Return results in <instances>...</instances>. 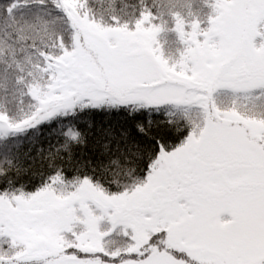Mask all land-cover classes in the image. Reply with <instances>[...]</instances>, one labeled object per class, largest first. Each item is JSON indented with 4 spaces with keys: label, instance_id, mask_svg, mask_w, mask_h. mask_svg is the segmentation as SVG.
<instances>
[{
    "label": "snow or ice",
    "instance_id": "6c2138e0",
    "mask_svg": "<svg viewBox=\"0 0 264 264\" xmlns=\"http://www.w3.org/2000/svg\"><path fill=\"white\" fill-rule=\"evenodd\" d=\"M0 264H264V0H0Z\"/></svg>",
    "mask_w": 264,
    "mask_h": 264
},
{
    "label": "trees",
    "instance_id": "16d2710c",
    "mask_svg": "<svg viewBox=\"0 0 264 264\" xmlns=\"http://www.w3.org/2000/svg\"><path fill=\"white\" fill-rule=\"evenodd\" d=\"M41 146H43V147L46 148L47 147L46 141H44V142H42L40 144H37L35 146H32V145H29L28 143H25L23 145L22 151H27L29 148H31L32 149V154L35 155L36 149L39 148V147H41Z\"/></svg>",
    "mask_w": 264,
    "mask_h": 264
}]
</instances>
